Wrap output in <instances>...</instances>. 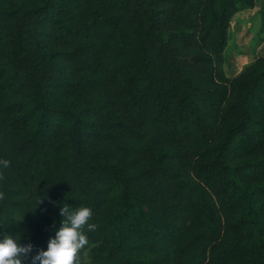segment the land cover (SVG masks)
Returning <instances> with one entry per match:
<instances>
[{
	"label": "trees",
	"instance_id": "obj_1",
	"mask_svg": "<svg viewBox=\"0 0 264 264\" xmlns=\"http://www.w3.org/2000/svg\"><path fill=\"white\" fill-rule=\"evenodd\" d=\"M254 7L0 0V230L45 249L68 204L79 264H264V55L224 72Z\"/></svg>",
	"mask_w": 264,
	"mask_h": 264
},
{
	"label": "clouds",
	"instance_id": "obj_2",
	"mask_svg": "<svg viewBox=\"0 0 264 264\" xmlns=\"http://www.w3.org/2000/svg\"><path fill=\"white\" fill-rule=\"evenodd\" d=\"M3 163L5 167L8 164ZM60 215V227L49 238L46 248L35 252L30 238L24 236L25 230L14 234L0 230V264H79L78 254L89 243L84 229L95 228V224L90 223L93 212L88 207L72 210L65 204L60 207ZM22 236L25 243L21 242Z\"/></svg>",
	"mask_w": 264,
	"mask_h": 264
},
{
	"label": "rangeland",
	"instance_id": "obj_3",
	"mask_svg": "<svg viewBox=\"0 0 264 264\" xmlns=\"http://www.w3.org/2000/svg\"><path fill=\"white\" fill-rule=\"evenodd\" d=\"M263 0L246 13L235 15L228 30V45L224 51V72L227 77L241 73L256 58L264 55V16L260 15ZM88 262L86 257L83 258Z\"/></svg>",
	"mask_w": 264,
	"mask_h": 264
},
{
	"label": "crops",
	"instance_id": "obj_4",
	"mask_svg": "<svg viewBox=\"0 0 264 264\" xmlns=\"http://www.w3.org/2000/svg\"><path fill=\"white\" fill-rule=\"evenodd\" d=\"M263 4H264V0H263V3H262L261 5H263ZM257 5H258V4H257V0H255V7H254V9L257 7ZM262 7H263V6H262ZM252 10H253V9H252ZM249 11H251V10H246V11H243V12H241V13H246V12H249ZM260 11H261V9H260ZM260 15L263 16V15L261 14V12H260ZM239 74H240V73H239ZM239 74H238V75H239ZM236 76H237V75H236ZM234 77H235V76H234Z\"/></svg>",
	"mask_w": 264,
	"mask_h": 264
}]
</instances>
